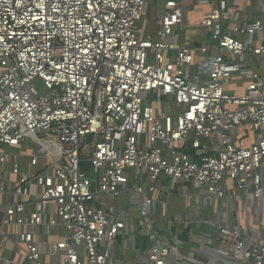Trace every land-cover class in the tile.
Returning <instances> with one entry per match:
<instances>
[{
	"label": "built area",
	"instance_id": "2783aa9c",
	"mask_svg": "<svg viewBox=\"0 0 264 264\" xmlns=\"http://www.w3.org/2000/svg\"><path fill=\"white\" fill-rule=\"evenodd\" d=\"M185 1L209 6L196 25L206 36L177 46ZM147 2L0 0V264H264L252 230L211 216L153 226L163 179L202 205L262 198L264 20L233 18L229 0H160L152 37L139 24ZM244 77L242 93L224 90ZM122 194L140 199L149 247L119 262ZM200 223L213 235L183 255L173 226Z\"/></svg>",
	"mask_w": 264,
	"mask_h": 264
},
{
	"label": "crops",
	"instance_id": "0c3cea01",
	"mask_svg": "<svg viewBox=\"0 0 264 264\" xmlns=\"http://www.w3.org/2000/svg\"><path fill=\"white\" fill-rule=\"evenodd\" d=\"M149 1V0H148ZM230 14L233 18L237 19H261L264 20V0H229ZM188 6H193L186 12V26L184 29H175V33L171 37V40L177 46L183 45H197L202 42L206 34L203 30L196 25L203 15L209 10L207 4L193 5L191 1H185ZM148 7V2H147ZM154 35L156 25L154 23ZM154 37V36H153ZM173 53L169 52V55ZM198 58H195L197 62ZM256 60L250 58V67L252 69L259 70ZM194 62V63H195ZM248 82V78H242L240 81H224V90L228 93L240 94L244 91V87ZM242 134L244 136L246 144L253 141L254 134L247 132L243 129ZM203 146H209L211 141L208 139L203 140ZM171 179H163L162 184L168 188L167 191L161 192L157 198V201L153 205L155 220V230L159 234H163V222L165 218H190L191 220L197 218L212 217L218 221L233 227L252 230V234L255 239L264 240V193L262 198L257 201L253 200L250 196H244L235 191L234 197L228 199L224 204L222 201H215L209 205H202L201 202L197 203L195 197L187 199V193H194L189 184H181L172 181V185L168 184ZM146 182V180L144 181ZM226 188L232 190V184L227 182ZM132 198V197H131ZM130 195L122 194L117 198L120 208L128 213L127 233L119 237L117 240V246L115 248V258L119 262L131 261L134 256L141 254L142 251L149 247V237L146 233L142 234L141 229L137 226L140 219V199H131ZM4 198L0 196V202H3ZM8 231H12L11 228H6ZM213 226L207 223L192 224L187 228H183L179 224L173 226L172 235L179 241L178 248L181 253L185 255L191 250H197L202 243L213 235ZM58 232V230H56ZM174 237L169 239L173 243ZM168 238V237H167ZM222 260V259H221ZM220 260V261H221ZM208 261H206V264ZM216 264H237L232 259H225L222 262H215Z\"/></svg>",
	"mask_w": 264,
	"mask_h": 264
},
{
	"label": "rangeland",
	"instance_id": "374dc122",
	"mask_svg": "<svg viewBox=\"0 0 264 264\" xmlns=\"http://www.w3.org/2000/svg\"><path fill=\"white\" fill-rule=\"evenodd\" d=\"M160 7H161L160 6V0H149L148 1V7L146 9V13H145L144 17L141 19V21L139 22L140 26L142 27L143 32L144 33L149 32L152 37L154 36L155 19H157L160 16ZM156 8H158V10ZM35 85L38 86V82H36ZM150 101L153 102V104H155L158 108H160L162 103L165 102L166 99L164 97H162L161 103H160L157 101L156 96L152 95L150 98ZM84 155L86 157L88 156L87 151L84 152ZM168 184H170V186H171L172 180H169Z\"/></svg>",
	"mask_w": 264,
	"mask_h": 264
}]
</instances>
